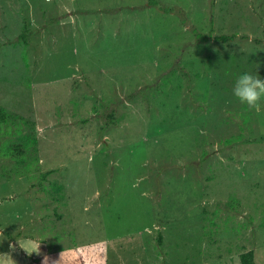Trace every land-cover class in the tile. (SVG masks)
I'll list each match as a JSON object with an SVG mask.
<instances>
[{
    "label": "rangeland",
    "instance_id": "obj_1",
    "mask_svg": "<svg viewBox=\"0 0 264 264\" xmlns=\"http://www.w3.org/2000/svg\"><path fill=\"white\" fill-rule=\"evenodd\" d=\"M244 72L264 0H0V264H264Z\"/></svg>",
    "mask_w": 264,
    "mask_h": 264
},
{
    "label": "clouds",
    "instance_id": "obj_2",
    "mask_svg": "<svg viewBox=\"0 0 264 264\" xmlns=\"http://www.w3.org/2000/svg\"><path fill=\"white\" fill-rule=\"evenodd\" d=\"M231 93L233 97L241 104L246 105L248 109L259 112L261 103L264 101V79L260 78L257 74L241 73L236 77ZM39 244L40 242L25 241L19 245L25 252L31 255L33 252L39 254ZM61 259L62 256L60 254V259L55 264H59ZM42 264H47V257H44Z\"/></svg>",
    "mask_w": 264,
    "mask_h": 264
},
{
    "label": "trees",
    "instance_id": "obj_3",
    "mask_svg": "<svg viewBox=\"0 0 264 264\" xmlns=\"http://www.w3.org/2000/svg\"><path fill=\"white\" fill-rule=\"evenodd\" d=\"M162 9H165L166 11H170V9H169V7H162ZM26 30V29H25ZM27 31V30H26ZM25 31V32H26ZM25 32L22 30L21 31V35L23 34V35H25ZM195 35L198 37V38H200L201 40H206V39H208V38H213V39H215V40H222V41H227V39L230 37V36H227V35H225V34H218V35H213V36H211V35H209V34H203V33H200V32H196L195 33ZM231 37H233V36H231ZM0 120L1 121H5L6 120V111L3 109V108H1L0 107ZM259 138V137H258ZM257 138V139H258ZM260 138H262L261 136H260ZM231 139V138H230ZM235 139H238V138H232V141L233 140H235ZM253 139H256V138H253ZM29 139H27V140H25L24 142H25V144H27V141H28ZM229 140V139H228ZM13 150H18V152H20V154H22L21 152H23V151H21L20 150V144H16L14 147H13ZM19 154V155H20ZM40 257H35L34 258V261L36 262V264H39L40 263ZM81 264H85L84 263V261L83 262H81ZM238 264H257L256 262H255V260H254V252H253V250L252 249H249V250H247V251H245V252H242L241 253V255H240V262L238 263Z\"/></svg>",
    "mask_w": 264,
    "mask_h": 264
}]
</instances>
